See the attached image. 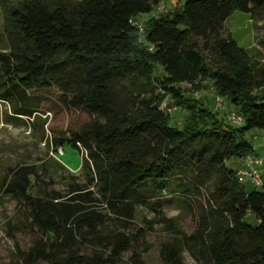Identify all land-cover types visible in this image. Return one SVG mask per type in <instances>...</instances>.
I'll return each mask as SVG.
<instances>
[{
  "label": "trees",
  "instance_id": "trees-1",
  "mask_svg": "<svg viewBox=\"0 0 264 264\" xmlns=\"http://www.w3.org/2000/svg\"><path fill=\"white\" fill-rule=\"evenodd\" d=\"M159 3L0 0L5 119L43 124L41 114L70 110L87 117L53 139L55 148L76 149L86 172L85 184H68V196L27 193L33 165L8 170L5 192L38 234L16 264H144L136 247L146 228L130 227L138 205L172 233L159 248L160 264H183L184 252L199 264H264V172L261 186L246 190L228 163L256 154L264 62L253 66L244 47L222 35L228 17L260 14L264 0H183L138 19ZM216 96L224 109L215 108ZM167 98L185 111L179 124L161 106ZM231 112L242 116L240 125L230 122ZM88 185L94 193L84 191ZM177 204L191 213L188 229L163 211ZM107 223L114 226L102 232ZM87 235L106 251L82 252Z\"/></svg>",
  "mask_w": 264,
  "mask_h": 264
},
{
  "label": "rangeland",
  "instance_id": "rangeland-1",
  "mask_svg": "<svg viewBox=\"0 0 264 264\" xmlns=\"http://www.w3.org/2000/svg\"><path fill=\"white\" fill-rule=\"evenodd\" d=\"M183 0H160V3L154 10L146 16H140L138 19L144 20L150 15H156L163 11L171 10L180 6ZM0 13V22H1ZM231 35L238 45L244 47L250 55L252 65L256 66L264 62V10L260 14L250 17L248 14L234 12L224 23L222 35ZM159 67H157L156 74ZM184 87H187L183 85ZM202 95L208 103L211 102L212 91L205 85ZM162 104L163 110L169 114L172 124L178 122L185 115V111L174 109L165 99ZM8 114V106L0 102V264H16L21 262L22 254L31 247L33 241L37 238V232L30 224V219L26 209L22 207L19 200L13 195L6 193V175L10 176L9 168H15L18 165H33L37 175L30 176L31 187L27 193L33 196L49 197L56 192L62 196H68L69 183L76 182L85 184L87 180L86 172L81 168V158L79 152L72 148L69 143L57 145L63 153L58 154L53 143V139L60 137L63 132L80 123L82 119L87 118L86 114L70 110L54 116L42 115L45 123L41 120H33L26 117L21 119H5ZM255 139L264 143V131H254ZM252 136V142L255 141ZM264 152V146L260 148ZM259 154V153H256ZM264 157V153H260ZM58 164L64 166L61 168ZM7 177V178H8ZM247 189L250 183H244ZM94 193V187L88 185ZM95 197L94 195H90ZM97 209L106 213L104 206L94 203ZM93 205V204H92ZM167 217L176 216L182 228L188 229L191 221V213L188 209L182 208L179 204L163 210ZM156 213L144 205H138L134 212V217L130 225L131 230L137 228H146V233L141 243L137 245L136 250L140 253V258L144 264H160L159 248L161 243L172 234L164 230L161 224L156 222ZM102 224L100 229L107 232L113 224ZM87 239H82L80 250L91 254L95 251H106L104 245L98 246L89 243ZM130 252L124 254L126 259ZM32 264H47L44 261H36ZM183 264H199L191 259L184 252Z\"/></svg>",
  "mask_w": 264,
  "mask_h": 264
},
{
  "label": "built area",
  "instance_id": "built-area-1",
  "mask_svg": "<svg viewBox=\"0 0 264 264\" xmlns=\"http://www.w3.org/2000/svg\"><path fill=\"white\" fill-rule=\"evenodd\" d=\"M135 26L141 29L138 22H132ZM198 95V94H195ZM215 108L224 109L226 103L223 97L216 96L214 100ZM175 109V107H173ZM229 120L231 123L240 125L243 121L241 115L231 112L228 114ZM256 137L254 136L253 139ZM256 140V139H255ZM58 154H62L63 151L61 148H56ZM241 164L235 167V175L241 183L249 182L252 187L257 188L262 184V167H264V157L259 154H249L246 157L241 159ZM228 163H232L231 160H228Z\"/></svg>",
  "mask_w": 264,
  "mask_h": 264
},
{
  "label": "crops",
  "instance_id": "crops-1",
  "mask_svg": "<svg viewBox=\"0 0 264 264\" xmlns=\"http://www.w3.org/2000/svg\"><path fill=\"white\" fill-rule=\"evenodd\" d=\"M182 3V2H181ZM181 3H180V5H181ZM179 7V6H178ZM254 143H255V153H264V152H261V150H260V148L262 147V146H264V143H262V140H261V142H259L258 140H255L254 141ZM241 159H235V160H231V162H232V164L236 167V166H238V165H240L241 164ZM262 172H264V167H262ZM247 183V182H246ZM249 183V182H248ZM244 187H245V185H244ZM253 187H252V185L250 184V188L249 189H247L246 187H245V189L246 190H250V189H252Z\"/></svg>",
  "mask_w": 264,
  "mask_h": 264
}]
</instances>
